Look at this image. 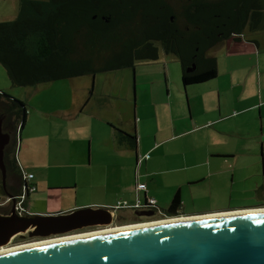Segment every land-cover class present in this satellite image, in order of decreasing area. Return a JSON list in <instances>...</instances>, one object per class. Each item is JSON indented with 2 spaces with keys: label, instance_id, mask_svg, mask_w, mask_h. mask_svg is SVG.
Listing matches in <instances>:
<instances>
[{
  "label": "crops",
  "instance_id": "crops-1",
  "mask_svg": "<svg viewBox=\"0 0 264 264\" xmlns=\"http://www.w3.org/2000/svg\"><path fill=\"white\" fill-rule=\"evenodd\" d=\"M213 56L218 73L206 84L183 88L178 60L160 52L156 63L163 65L165 87L143 81L120 95L93 93L88 103L98 133L93 132L89 142V171L76 174L62 169L43 182L25 174L32 176L27 184L34 188L25 206L30 208L31 194L37 193L38 201L54 214L89 206L113 210L118 202L132 207L137 200L153 199L156 216L168 218L164 211L178 195L179 217L241 210L186 213L189 202L231 198L241 173L264 182V34L245 32L225 42ZM160 117L163 123H148ZM37 127L27 112L22 132L29 128L30 136ZM116 130L136 137V142L119 138ZM83 160L81 154L76 166ZM139 185L145 190L138 191ZM258 186L257 195L264 190Z\"/></svg>",
  "mask_w": 264,
  "mask_h": 264
},
{
  "label": "trees",
  "instance_id": "trees-1",
  "mask_svg": "<svg viewBox=\"0 0 264 264\" xmlns=\"http://www.w3.org/2000/svg\"><path fill=\"white\" fill-rule=\"evenodd\" d=\"M245 32L264 34V0L24 1L13 22L0 23V65L12 86L36 87L131 70L138 62L159 61L162 51L180 63L186 89L214 80L218 67L213 53ZM0 118L10 137L0 194L5 200L26 199L31 179H25L16 158L27 123L26 103L0 91ZM116 133L136 142V137ZM181 209L176 195L165 216L179 217ZM7 211L0 208V214Z\"/></svg>",
  "mask_w": 264,
  "mask_h": 264
},
{
  "label": "water",
  "instance_id": "water-1",
  "mask_svg": "<svg viewBox=\"0 0 264 264\" xmlns=\"http://www.w3.org/2000/svg\"><path fill=\"white\" fill-rule=\"evenodd\" d=\"M10 137L0 118V171L6 182L4 149ZM0 214V248L17 237L60 227L108 226L112 211L87 208L58 215H19L17 199ZM264 210V209H262ZM152 218L155 211L134 213ZM131 224L105 233L41 241L0 254V264H264V211L242 210L193 217H172ZM135 226V227H134ZM115 229V228H114ZM35 244V243H34Z\"/></svg>",
  "mask_w": 264,
  "mask_h": 264
},
{
  "label": "rangeland",
  "instance_id": "rangeland-1",
  "mask_svg": "<svg viewBox=\"0 0 264 264\" xmlns=\"http://www.w3.org/2000/svg\"><path fill=\"white\" fill-rule=\"evenodd\" d=\"M24 1L46 2L48 0H0V23L13 22L18 17L20 5ZM172 58L176 57L172 56ZM136 66L135 71L133 69H126L99 73L94 77L85 76L41 84L36 87H14L11 85L6 71L0 65V89L2 88L3 90L4 88L3 92L17 100L24 101L27 105L29 120H36L38 125L35 134L29 136L30 130L26 128L22 132L21 137H19L16 158L18 165L22 169V173H31L33 176L38 177L40 182H43L49 177L56 176L62 169L63 172H75L76 174L80 171L88 172L89 142L92 138V133H98L93 112L90 110L91 105L88 103L92 94L95 92L96 94L108 92L113 95H120L128 86L141 84L143 81L153 82L154 88L159 86L163 88L166 85V77L162 64L156 62H138ZM177 66L180 70V63ZM144 68H152L156 73L144 70ZM159 71L162 72L157 73ZM143 73H147V75H142ZM117 105H119V102L116 103ZM148 123L155 126L158 123H163V120L161 117L153 118ZM94 146L93 144V149ZM81 154L84 155V160L81 165L76 166V162L79 161ZM244 175L241 173L240 177L237 178L231 198L221 199L217 197L209 200V202L199 200L195 204L189 202L186 213H201L236 208H241V210H232V212L264 209V190L259 195L256 194L258 185L264 186V182H257L258 177L254 179L245 178ZM31 195L29 201L30 208L28 209L25 206L28 215H58L54 214L53 209H47L41 201H38L40 200L39 193ZM0 204H9L2 194H0ZM102 207L110 208V206ZM0 208L10 209V206ZM88 208L94 209L100 207L89 206ZM134 213L133 211L116 212L114 227L109 229L131 225L130 220L135 216ZM120 216H123L127 221H120L118 219ZM163 219L167 218L157 217L153 222ZM134 222L135 224H146L150 221ZM109 229L105 228L104 231ZM34 243L36 242L15 240L9 244V248Z\"/></svg>",
  "mask_w": 264,
  "mask_h": 264
},
{
  "label": "flooded vegetation",
  "instance_id": "flooded-vegetation-1",
  "mask_svg": "<svg viewBox=\"0 0 264 264\" xmlns=\"http://www.w3.org/2000/svg\"><path fill=\"white\" fill-rule=\"evenodd\" d=\"M6 201H8L9 204H7V205H3V204L1 205L0 204V207L11 206L12 201L11 200L10 201L6 200ZM17 202H18V200H17ZM112 218H113V223L108 225V226L93 225V226H80V227H72V228L60 227V228H55V230H53V231L42 230V231H40V235H28V234H26L21 238L20 237L15 238V240H17V241H22V240L26 241L27 240V241L41 242V241L63 239V238H69V237L84 235V234L101 232V231H104L105 228L108 229V228L114 227L116 215H115V217H112ZM155 218H157V217L154 216L152 218H143V219L141 218V221H143V220L153 221ZM118 219L122 222L127 221L126 219H124L123 216H120ZM134 221H137V217H135V216L132 217L130 222L133 224ZM134 224H135V222H134ZM15 240H13L11 243H13Z\"/></svg>",
  "mask_w": 264,
  "mask_h": 264
},
{
  "label": "built area",
  "instance_id": "built-area-1",
  "mask_svg": "<svg viewBox=\"0 0 264 264\" xmlns=\"http://www.w3.org/2000/svg\"><path fill=\"white\" fill-rule=\"evenodd\" d=\"M25 179L28 181L32 179V176H26ZM145 185H139L138 186V191H144L145 190ZM30 191H33V189H30ZM17 213L19 215H26V210H25V195L17 198ZM156 201L153 199H147L144 203L141 202L140 200H137L136 204L134 206H129L126 202H118L116 207L111 210L112 211V216L115 217L116 212L118 211H133V212H144V211H156ZM156 214H159L158 211L155 212ZM109 229V228H108Z\"/></svg>",
  "mask_w": 264,
  "mask_h": 264
},
{
  "label": "bare ground",
  "instance_id": "bare-ground-1",
  "mask_svg": "<svg viewBox=\"0 0 264 264\" xmlns=\"http://www.w3.org/2000/svg\"><path fill=\"white\" fill-rule=\"evenodd\" d=\"M260 211H264V210H260ZM240 211H234V212H231L232 214H236ZM218 215V214H217ZM221 215V214H220ZM146 224L144 225H140V226H145ZM133 226H128V227H125V228H132ZM135 227V226H134ZM119 228H116V229H109V230H105V231H101V232H95V233H105V232H110V231H114V230H118ZM123 229V228H122ZM76 237H79V236H76ZM72 238H75V237H72ZM48 241V240H47ZM38 244H43V243H35V244H26V245H21V246H17V247H12V248H9L8 247H3V248H0V254L2 253H6V252H11V251H14V250H18V249H21V248H25V247H29V246H34V245H38Z\"/></svg>",
  "mask_w": 264,
  "mask_h": 264
},
{
  "label": "clouds",
  "instance_id": "clouds-1",
  "mask_svg": "<svg viewBox=\"0 0 264 264\" xmlns=\"http://www.w3.org/2000/svg\"><path fill=\"white\" fill-rule=\"evenodd\" d=\"M9 201H10V199H9Z\"/></svg>",
  "mask_w": 264,
  "mask_h": 264
}]
</instances>
